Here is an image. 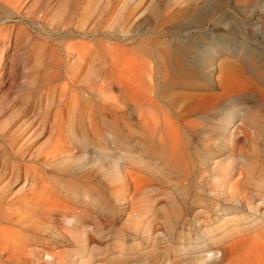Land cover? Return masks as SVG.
<instances>
[{"label":"rangeland","instance_id":"1","mask_svg":"<svg viewBox=\"0 0 264 264\" xmlns=\"http://www.w3.org/2000/svg\"><path fill=\"white\" fill-rule=\"evenodd\" d=\"M152 5L158 11L151 12ZM15 12L8 19L0 14V182L11 199L26 202L28 225L38 226L22 233L26 250L17 264H199L196 260L209 248L218 252L207 260L219 258L225 240L201 249H183L182 244L187 245L188 232L193 236L203 208L218 204L211 198L219 191L217 178L211 176L219 168H238L247 159L252 178L264 170V0L246 5L222 0L216 6L209 0H20ZM197 14H205L200 23ZM175 36L189 45L203 75L218 53L216 60L232 57L245 81L259 87L216 98L221 89L215 67L214 84L206 75L193 80L202 83L199 88L179 91L178 112L171 120L187 130L176 159L169 155L161 118L166 98L158 91L154 109L116 88L102 92L93 78L81 79L88 70L84 67L94 68L98 55L117 45L127 55L145 51V59L160 71L164 43ZM79 40L96 51L106 48L87 57L72 94L59 97L57 86L68 68L65 49ZM11 137L22 146L19 162L7 159L4 143ZM56 145L65 151L48 160ZM59 161L64 171L55 165ZM212 163L219 166L212 168ZM115 166L123 176H140L145 189L125 190ZM255 184L248 190L256 203L264 190ZM39 187L41 197L56 200L53 210L36 205ZM259 210L264 222V202Z\"/></svg>","mask_w":264,"mask_h":264},{"label":"bare ground","instance_id":"2","mask_svg":"<svg viewBox=\"0 0 264 264\" xmlns=\"http://www.w3.org/2000/svg\"><path fill=\"white\" fill-rule=\"evenodd\" d=\"M209 1L214 6L221 4L222 2V0H209ZM250 1L253 0H240V3L246 5ZM19 3L20 0H0V14L2 13V15L5 16L6 19H8L10 17V14L14 13L17 10ZM155 6L154 5L151 6V10H152L151 12L158 11ZM204 17L205 14H197V16H195V21L200 23L201 19H203ZM2 19L3 18L0 15V21H3ZM166 21L169 22V20ZM85 42H81V41L78 43L71 42L65 49L66 52L65 63L67 64L68 68H66L65 70L66 74L64 76V81L57 86L59 90V97H64V95L67 94V92L72 94L73 92L72 88H74L77 84V77L81 74V70L85 66V61L87 60V57L92 53L99 52V50L105 47L104 45H102L100 42L97 41V44L100 43L102 46L101 49L96 51L95 48L89 44L90 42L89 43L88 42L85 43ZM164 44H165L166 57L163 60L164 62L161 63L162 66L160 71L157 70V67L154 66V64L153 65L151 64L149 58L145 59L144 57L145 54H148L145 53V51L139 50V53L134 54V56L130 54L127 55L126 53H124L126 51L122 52L118 50L117 49L118 45H117L116 49L114 47L115 51L112 50L110 53L108 51L106 55L101 53L104 56L99 54L97 58L95 57L98 62L96 65H94L95 66L94 68L92 64L91 66L89 64L88 67H84L87 68L88 70L87 69H86L87 71L85 70L86 72L83 73V75L85 74L83 76L84 78L81 77V79L93 78L97 84V87H99L101 91L104 90L107 92L111 88H116L119 91V94H121L122 96L124 94H126L125 95L126 97H129L131 95L132 97L131 99L134 100V102L138 105L145 104L147 106H151L152 104H154L153 97L158 91V93H160L161 96L166 98V101L163 99L165 101L164 102L165 108L161 112V118L167 128L166 135L168 137L170 144L169 155L171 156V158L175 155L174 156L175 158L178 157L177 155L179 151L181 150L183 151L184 149V145H182L183 142L181 141V133L183 135V133L187 130L184 127L185 125L182 126L179 124V122L171 120L172 119L171 117H173V115L176 116L178 112V111L176 112V107H177L176 103L178 102L177 94L179 91H182L189 87L199 88L202 83L198 84L197 81L194 82L193 80L198 79L199 77H201L202 79V77L203 76L206 77V75L207 78L209 77L208 80L210 79L209 81L214 84V82L212 81V77L215 67L218 70V73L215 76V82L216 85L221 89V92L217 95L216 98H218V96H220L219 98H225L228 93L240 90L242 88L244 89L246 88V86H250V85L253 86V84L255 83H253L254 81L252 80L250 84L247 81H245L244 79L245 76L243 75L244 72H241L242 70L240 66L237 64L238 62L235 59H232V57L225 56L218 61L216 60L218 53H214L212 57L208 60V63L205 65V67H203L208 70L207 72L204 73L205 75H203L202 71H200L199 68L197 67L196 64L197 59L195 58L193 52L190 50L189 45L185 43L183 39H180L179 37L176 36L171 37L170 39H167V41ZM107 45L109 44L107 43ZM89 59L90 58H88V60ZM241 59L247 61L248 58L242 56ZM54 62L56 63V61ZM204 80H206V78ZM245 82H247L249 85L246 84ZM254 87L258 91L259 87L257 88L256 85H254L253 88ZM112 90L113 89H111V92ZM105 95H107V93ZM107 96L108 97L110 96L111 99L113 98L111 97V93L110 95ZM108 97L107 99H109ZM118 97L120 98V96ZM197 97L199 98L200 96ZM200 98L203 99L202 97ZM112 100H114V98ZM105 101L107 102V100ZM201 101L199 99L198 102L200 103ZM202 102H204V99ZM212 102L213 101L209 103ZM155 104L151 107L154 108ZM118 105L119 103L117 102L115 103V106L113 104L114 107H117ZM162 107L164 106L162 105L161 108ZM55 112H56L55 116L59 115L58 116L59 118L61 115L59 114L60 113L59 107ZM149 113L151 112L149 111L148 116L146 115V117H150ZM141 116L142 115H140V119L146 118V117L144 118V116H142L143 118H141ZM152 116L154 117V115ZM244 117L248 118L247 115H245ZM223 121H225L224 122L225 126L228 125L227 119H224ZM242 133L244 134V131ZM247 133L249 134L248 131ZM231 134L232 133H229V137L232 136ZM14 140H15L14 137H11L8 138L7 142L4 143L5 150H7V159L9 163L19 162L23 158L21 152L22 146L21 145L16 146L14 144L15 143ZM181 146H183L182 147L183 149L181 148ZM56 147L57 148H55L53 151L48 153L47 155L48 160L51 159L52 157L58 158L60 155L62 156L61 153L65 151L58 149L59 147L58 145H56ZM181 152L179 153L180 155H182L183 153ZM137 157L140 158L141 156L140 157L137 156ZM231 157L233 158V156ZM244 160L245 159H243L242 161ZM245 161L248 160L246 159ZM245 161L243 162L245 165L240 166L238 168H234L233 166L223 165L224 166V167L222 166L223 168H219V170L221 169L220 173L218 174L212 173L213 175L211 176V179L217 178L215 182H217L219 191L218 190L214 191V193L212 194V196L213 195L214 196L211 198L214 199L215 201L214 204L216 203L218 204H216L215 207L213 206L214 208H212L209 205H206L202 211L203 212L202 219H198L197 217H195V221L197 225L196 227L194 226L193 236L191 235L192 233L188 232L186 234L187 245L182 244V246L183 249H189V250L193 248L201 249L206 244H208L207 242H209L210 244H214L217 241H223V240H225V242L222 251L219 250L221 251V256L219 258H215L213 260H207L208 258H210L211 255L216 256L218 252V249L216 248H209L204 255L202 256L199 255L200 257L196 260V262L199 264H222V263L223 264H264V226L263 228L259 229L261 224L264 222L262 221V218H260L259 216L257 217V213L260 214L262 213L259 210V204L264 202V196L261 198L259 202L255 203L254 200H251V196H250L251 191L249 192L248 190V188L251 189L255 183L257 189L264 190V170L262 172L258 168V170L262 172L263 176H261L260 172L257 171L254 178L259 180L261 179L262 182L261 181L259 182V180H256L255 182V179L252 178L251 176L252 173L250 172V169H248L250 164L246 165V163L249 162L245 163ZM63 162L59 161L58 163L55 164L60 171H64L62 167L64 165ZM212 164H213L212 168H214L216 164L215 163ZM246 166L248 168H246ZM15 167L21 168L23 166L21 164H18ZM116 167L117 166H115L116 173L120 177L119 181L122 180L121 181L122 183H120V185L122 184L125 190H127V188L132 187L131 190L133 192L135 191L141 192L143 189H145L144 184L142 183L143 180L141 179L140 176H135V175L134 177L133 176L126 177V175L123 176L122 172L119 170L120 168H116ZM257 175L260 176V178ZM2 186L3 184H1L0 182V259H1L0 264H7L11 262H16L17 264L21 262L22 260L21 255L26 250L25 249L26 246L23 245L24 240L21 239L22 233L28 230H35L38 228V226L28 225L27 222H29L30 219H28L27 218L28 216H26V212H27L26 202L23 201V199L21 200L11 199L8 196V194L5 192L4 187ZM36 190H37V196L35 200L36 205L39 207L40 206L45 207L48 210H53V208L56 207L57 205L56 200L55 201L52 200V197L50 196L41 197V195L44 194V192H41V187H39ZM222 201H224V203ZM230 212L232 213L231 214L232 216L225 217V215H227ZM215 216L219 218L213 221L212 218ZM248 217L251 218L253 217L252 218L253 221L250 218L249 219L251 221H249ZM70 219L71 218L67 216L68 222L70 221ZM31 222L32 221H30V223ZM217 232H219V234H217Z\"/></svg>","mask_w":264,"mask_h":264}]
</instances>
